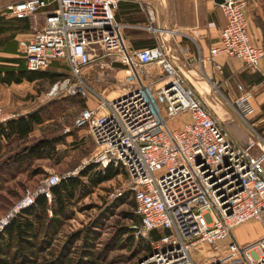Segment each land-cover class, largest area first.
Masks as SVG:
<instances>
[{
    "label": "built area",
    "instance_id": "2783aa9c",
    "mask_svg": "<svg viewBox=\"0 0 264 264\" xmlns=\"http://www.w3.org/2000/svg\"><path fill=\"white\" fill-rule=\"evenodd\" d=\"M119 2L12 1L6 6L10 17L33 23L32 38L17 43L24 67L41 72L64 63L68 74L52 84L48 97L98 98L96 107L79 112L73 129L86 130L92 139L91 163L128 176L127 189L139 219L133 227L135 239L146 240L153 231L161 234L151 243V255L140 264H264V136L248 122L254 113L252 94L237 86L233 100L222 97V105L213 96L216 105L209 103L172 56L164 32L151 47L124 49L117 35L122 27L115 19ZM247 6L248 0H223L219 8L225 24L208 56L198 64L206 63L221 75L219 59L234 58L250 72H259L264 46L250 40ZM193 35L199 36L196 31ZM92 65L99 66L98 82L109 77L105 67L115 70L114 65H121L123 69L117 71L130 79L109 95H99L89 87L86 72ZM152 68L157 73L145 80L143 70ZM210 84L211 90L217 89L216 81ZM219 107L251 128L255 137L251 147L244 149L237 143L223 125ZM173 118L181 119L178 128L161 121ZM12 119L15 116L0 109V125ZM254 146L260 149L257 157L250 154ZM59 182L49 174L18 209L32 204L38 195L50 201V189ZM120 195L118 188L108 198ZM252 221L261 225L263 236L256 243L241 245L234 230ZM201 244L210 248L211 255L201 256ZM198 251L201 257L196 263L193 253Z\"/></svg>",
    "mask_w": 264,
    "mask_h": 264
},
{
    "label": "rangeland",
    "instance_id": "374dc122",
    "mask_svg": "<svg viewBox=\"0 0 264 264\" xmlns=\"http://www.w3.org/2000/svg\"><path fill=\"white\" fill-rule=\"evenodd\" d=\"M132 1L137 2L136 6H139V9L136 14L133 13L128 17H123L120 13V19L123 20L121 23L124 24L126 21L135 23L140 20L146 24L145 34L148 36L153 37L156 31L164 32L171 48L170 37L173 32L189 34L191 30L202 29L207 35L217 33L219 36L220 34V30L214 31L213 29L217 24L220 10L213 6L212 0ZM248 8L251 9L253 16L258 10L261 14L258 16L262 17L260 22L264 26V0H248ZM116 21L120 24L119 20L116 19ZM16 26L18 27V24ZM31 33L33 35L34 31ZM172 56L177 58L173 52ZM205 66L206 68L195 64L187 68L190 82L209 103L216 105L213 100L214 96L223 105V98L219 96L221 95L220 82L216 84L217 89L212 88L211 90L210 87V83L215 81L214 77L220 75L216 73L210 75L208 66ZM97 70L99 66L92 65L86 73L89 77V87L102 96L109 95L116 88L127 83V79H130L123 71L111 70L109 66H106L107 73L111 74L114 71L113 74L116 77L112 78L109 75L107 79L98 82L95 80ZM143 71V78L150 80L157 73V68ZM67 74L68 69L64 63H55L45 71L34 73L36 79L33 82L24 80L20 84L10 85L0 82V109L3 112L15 118L37 112L42 120V123L34 127L26 140L11 139L2 142L0 149V231L2 224L8 223L17 214L19 206L38 190L41 182L49 174L56 175L59 179L69 175L75 177L89 165L93 166L90 176L104 170L100 165L90 162L95 155V145L87 131L73 129V122L79 112L86 107V103L89 106L91 101L98 104V98L94 95L48 97L52 84ZM232 87L235 91L236 87L234 85ZM216 110L223 125H234L233 119L236 120L234 116L228 117L220 107ZM161 121L170 128H178L182 122L180 118ZM236 121L250 131L251 128L245 122L239 119ZM255 129L261 136H264V129L262 131ZM38 139H60L61 141L55 146L56 153L51 158L32 162H16V154ZM250 154L252 157H257L260 149L254 146ZM117 173L111 180L93 187L87 178H81V182L86 186L84 189L86 194L69 205L67 208L69 219L62 221L55 235L47 237L44 232L41 233L37 249L34 251L36 255L30 256V253L24 251L26 256L23 257L21 253L16 252V249H12L8 263L140 264L145 261L151 255L153 247L149 239L136 240L132 235L133 227L137 223L127 218L129 214H135L132 196L127 189L129 179L124 172L118 170ZM118 188L121 192L119 198L109 199V193ZM260 226L258 222H248L235 229L234 235L238 240L248 243V238L253 234H258V232L260 234ZM147 246H150V252L147 251ZM200 247L207 252V254L201 253V256L211 255L212 252L207 245L201 244Z\"/></svg>",
    "mask_w": 264,
    "mask_h": 264
},
{
    "label": "crops",
    "instance_id": "0c3cea01",
    "mask_svg": "<svg viewBox=\"0 0 264 264\" xmlns=\"http://www.w3.org/2000/svg\"><path fill=\"white\" fill-rule=\"evenodd\" d=\"M12 1L14 0L0 1V61L19 59L22 62V59L19 56L17 43L18 41H21V39H29L30 37H32L31 31L33 28V23L31 20L16 21L10 17L8 11L6 10V6ZM212 3L213 6L217 8V10H220V4H216L214 0H212ZM136 5V1L120 0L118 9L115 12V19L120 21V25L125 30L123 31V29L120 28L117 31V35L119 37V40L121 41L122 47L126 50L151 47L155 45L157 41L156 38L160 33L159 31H156L153 37L148 36L147 34H145L146 24L144 22H141L140 20L135 23L127 21L124 24L121 23V21L123 20L120 19V13L123 14L121 15L123 17H128V15H131L133 13L136 14V11H138L139 9V6ZM259 14L260 13L258 12V10H256L255 16H253L250 8L246 10L245 15L247 19V31L253 45L264 46V26L260 22L262 17L258 16ZM257 21L260 23H258ZM16 24H18V27L16 26ZM224 24L225 18L220 10L219 16L217 18V24H215V27H213L214 31L220 30L224 26ZM193 31L198 32L199 36L197 38L194 37V35L192 36ZM193 31L191 30L189 34L173 32L170 37V43L173 48L172 52L177 57L178 63L182 64L186 70L187 68L194 66L195 64L198 65L199 59L202 60L206 58L208 56L210 48L216 43L218 38L217 33L207 35L202 29H200L199 31L194 29ZM219 62L223 67L222 74L219 77H214V80L217 82V84L220 82L219 92L221 95L219 96L221 98L224 97L233 100L237 95V91H234L232 85H234L235 87L242 86L245 90H249L252 94L251 101L254 113L248 118V122L252 123L253 126L259 131H262L264 129V60L260 64L259 72L256 73L250 72L246 68L244 62L239 59H219ZM0 64L11 65L9 63L2 62H0ZM202 64L201 66H204L205 68V65L208 66L210 75L214 74L208 64ZM122 69L123 68L121 65H117L115 68V70ZM113 73L114 71H112L111 74L110 72L108 74L111 75L112 78H115L116 75ZM218 102L220 101L218 100ZM94 103V101H91L90 106L86 103V107L94 108L97 106V103ZM236 120L238 119L236 118ZM50 215L51 213L49 212V216ZM259 229L260 234L259 232L258 234H253V236L248 238V243L245 241H240L238 239L237 240L241 245L256 243L263 236L261 226L259 227ZM200 252L207 254L204 248L200 250ZM200 252L198 251L193 253V260L196 263L199 262Z\"/></svg>",
    "mask_w": 264,
    "mask_h": 264
},
{
    "label": "trees",
    "instance_id": "16d2710c",
    "mask_svg": "<svg viewBox=\"0 0 264 264\" xmlns=\"http://www.w3.org/2000/svg\"><path fill=\"white\" fill-rule=\"evenodd\" d=\"M214 2L221 4L223 0H214ZM0 62L11 64H0V82L2 84H20L24 80L33 82L36 79L33 75L36 72L27 71L24 63H22L23 60L21 62L19 59H10ZM41 123L39 114L31 112L0 125V149L3 141L26 140L33 132L34 127ZM60 141V139H38L17 153L15 161L23 163L51 158L56 153L55 146ZM92 168L93 166L89 165L80 171L78 176L61 178L60 182L50 189V201L45 196L38 195L32 204L17 212L0 231V264H9L8 258L12 249H16V252L21 253L23 257L26 256L24 251L30 253V256L36 255L34 251L37 249V242L41 233L44 232L47 237L55 235V231L62 224V221L69 219L67 213L69 205L75 199H80L86 194L84 191L86 186L81 182V178H87L93 187L111 180L118 174L117 169L107 167L90 176ZM49 212L51 213L50 216ZM127 218L137 223L135 225L139 224V219L135 214H129ZM160 237L161 234L157 231L151 232L148 237L149 243L157 241ZM150 249V246H147L148 252Z\"/></svg>",
    "mask_w": 264,
    "mask_h": 264
},
{
    "label": "water",
    "instance_id": "95a60500",
    "mask_svg": "<svg viewBox=\"0 0 264 264\" xmlns=\"http://www.w3.org/2000/svg\"><path fill=\"white\" fill-rule=\"evenodd\" d=\"M233 120L234 125H226V128L242 148L248 149L255 141L254 135L242 124L238 123L235 119ZM6 224L7 222H4V224H2V228Z\"/></svg>",
    "mask_w": 264,
    "mask_h": 264
},
{
    "label": "bare ground",
    "instance_id": "6f19581e",
    "mask_svg": "<svg viewBox=\"0 0 264 264\" xmlns=\"http://www.w3.org/2000/svg\"><path fill=\"white\" fill-rule=\"evenodd\" d=\"M196 80H198L197 78H195ZM251 147V146H250Z\"/></svg>",
    "mask_w": 264,
    "mask_h": 264
}]
</instances>
